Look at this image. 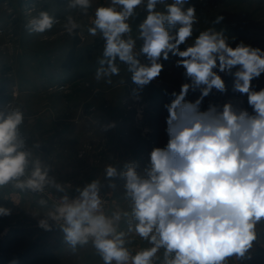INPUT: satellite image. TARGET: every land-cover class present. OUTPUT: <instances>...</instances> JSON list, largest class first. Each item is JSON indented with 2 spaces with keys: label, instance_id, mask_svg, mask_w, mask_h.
<instances>
[{
  "label": "clouds",
  "instance_id": "1",
  "mask_svg": "<svg viewBox=\"0 0 264 264\" xmlns=\"http://www.w3.org/2000/svg\"><path fill=\"white\" fill-rule=\"evenodd\" d=\"M161 4L163 10L157 7ZM91 6L92 0L70 4L84 14ZM141 6L147 14L134 39L130 21ZM223 19L219 15L213 24ZM55 23L41 11L27 27L43 33ZM198 23L189 0H109L95 9L88 31L104 41L95 72L98 82L111 84L123 64L137 86L133 95L139 98L144 86L160 75L161 60L170 55L177 57L175 66L184 69L188 81L165 106L167 144L152 149L142 171L136 162L124 163L123 170L107 164L103 177L76 187L78 195L72 198V185L58 183L49 174L50 166L26 148L23 111L0 109V190L11 185L20 192L62 193L47 216L59 224L73 251L91 242L103 264H153L160 249L163 264H228L232 258H251L258 225L264 223V89L252 88V81L264 73V50L243 42L232 47L225 33L214 27L194 35ZM64 28L73 35L79 25L69 16ZM137 39L142 41L138 51ZM221 73L234 77L232 90L247 95L251 113L231 102L202 110L213 90L227 92ZM190 91H199L194 102L186 99ZM112 127L114 123L106 130ZM117 178L124 181L131 211L116 208L109 214L101 195L103 181L115 188ZM10 214L11 209L0 206V217ZM48 219L39 221L44 230H51ZM122 220L127 221V232L119 230ZM133 232L151 247L133 255L126 246Z\"/></svg>",
  "mask_w": 264,
  "mask_h": 264
},
{
  "label": "rangeland",
  "instance_id": "2",
  "mask_svg": "<svg viewBox=\"0 0 264 264\" xmlns=\"http://www.w3.org/2000/svg\"><path fill=\"white\" fill-rule=\"evenodd\" d=\"M170 2L166 0V3ZM189 2L195 5L199 19L194 35L214 27L225 33L230 46L243 42L264 50V0ZM108 3L109 0H92V6L84 14L83 10L70 7L71 0H0V109L5 106L8 110L23 108L22 137L26 148L34 154H40L35 145H43L46 152L49 151L45 160L57 154L59 163L71 161L76 167L73 168L74 174L83 168L82 181L64 182L72 185L68 194L78 195L76 187H83L96 178H88L85 174L93 175L98 163L107 158V149H99L100 145L116 143L115 153L121 159L135 153L129 145L140 146L138 150L142 149V152H138V158L142 162L138 170L145 168L152 149L164 147L168 141L165 106L174 99L172 93H179L182 84L188 82L183 75L184 69L175 66L177 57L171 55L167 61L161 60L163 69L160 75L144 86L139 98L133 95L137 86L123 64L120 65V74L111 78V84L104 80L98 82L95 72L104 41L99 34L90 35L88 29L93 26L96 7ZM157 7L163 10L164 5ZM41 11L53 16L57 23L43 33L29 31V21ZM136 11L138 15L130 21L134 39L138 37V26L147 14L143 6ZM219 15L224 17L223 21L213 24ZM69 16L79 25L73 35L64 28ZM141 44L142 41L137 39V51ZM70 50H73L75 59L73 68L67 69L62 64ZM140 59L144 62L143 56ZM223 79L226 88L233 81L229 77ZM263 82L264 75L255 91ZM10 85L14 94L3 96L1 90H8ZM232 89L233 85L223 94L213 90L203 100L202 110L209 104L220 107L226 102L235 104L231 97L236 92ZM198 97L199 91H190L186 99L194 102ZM110 123L115 127L106 130ZM36 127L39 129L37 133L34 132ZM59 163H54L55 167ZM17 191L11 185L0 190V206L11 209L10 215L0 217V264H10L13 260L17 264H103L91 242L77 246L73 251L65 243L59 224L48 219L47 214L55 207L46 194L62 193L53 189L43 194L25 191V198L19 197ZM101 195L107 200L105 210L110 214L112 198L104 187ZM39 200L45 203L41 204ZM37 205L49 208L44 216L34 211ZM41 219H48L51 230L39 226ZM129 251L134 255V251Z\"/></svg>",
  "mask_w": 264,
  "mask_h": 264
},
{
  "label": "crops",
  "instance_id": "3",
  "mask_svg": "<svg viewBox=\"0 0 264 264\" xmlns=\"http://www.w3.org/2000/svg\"><path fill=\"white\" fill-rule=\"evenodd\" d=\"M236 70L237 69L234 68L233 72H235ZM220 75L222 76V78H225V77L226 78H228V77L233 78V81L229 82V84L227 86V89L230 90L231 86L234 83V77L232 75H226L223 73H221ZM263 75L264 74L262 73L259 78H256L252 81L253 90L258 88V86L261 84L262 79H263ZM60 83H65V82L61 81ZM11 91L13 92V89H12V86L10 85L8 90H5V88H3L1 90V93L3 94V96H6V94L11 96V93H12ZM52 92H54V91H52ZM12 94H14V93H12ZM13 96H16V95H13ZM231 98H232L233 102L235 103V104H233L235 107L246 109L251 113V110L249 109V105L247 103V95L246 94L242 95V94L236 92L235 94H233V96ZM243 102L245 103V105ZM246 104H247V107H246ZM21 109L23 110V108H21ZM38 130H39L38 127H36V130L34 132H36ZM113 132H114V129H113ZM118 145H120V148H121V143ZM100 146H99V149H101V150H102V148L107 149V151L105 152L107 155V158L106 159L104 158L101 162L98 163L96 169L94 170L95 173L93 175H89L88 173L85 174V175H88L87 176L88 178H90V176H95L96 178L98 176L103 177L104 166L107 164L117 165L118 170H123L124 163L136 162L139 165L142 162V160L138 158V152H139L138 149L140 146L129 145L130 149L135 151V153H133V156H130L129 158L127 157L124 159H121L116 155L115 151H116V148H118L116 143H114L113 145L112 144H108V145L103 144L102 145L103 147H100ZM146 148H147V146H146ZM38 149H40L39 150L40 154H34V155L39 157L46 165L50 166L51 170H50L49 174L51 176L55 177L58 183H64L65 181H68V180L72 181L73 183H75V182L79 183L80 181L83 180V177H84L83 168H81L82 171H81V169H79V170L77 169L78 173L74 174L73 168H76V167H73L71 161L64 160L63 163H59L60 160L58 159V157H56L57 154L56 155L53 154L52 157H50L51 159L45 160V157L49 156L48 155L49 151L46 152L47 149L43 145H39ZM112 150H113V152L111 153L110 151H112ZM141 152H142V149L140 150L139 153H141ZM143 153H144V151H143ZM54 156H55V158H54ZM99 156H101V154H99ZM53 162L56 164L59 163V166L55 167ZM148 162H149V158L147 157V163L145 164L146 166H147ZM142 170L143 169H141L140 171H142ZM114 182L116 183V187L115 188H109V187H107V181L106 180L103 181V183L105 185L104 188L107 189V191L109 192V194L112 198L111 199L112 204L110 207V213L113 210H115L116 208L130 212L131 211L130 201L125 198L124 192H123L124 181L117 178ZM17 192H18L19 197H21V196L24 197L27 193V192L19 193L20 191H17ZM34 197H37V196H34ZM25 198H27V196H25ZM31 199H33V198H31ZM26 207L27 206L24 207V210H26ZM48 210H49V208H47L45 205L44 206L43 205H37L36 208H34V211H37V213L42 214V216H44V214ZM127 229H128L127 221L122 220L120 223V226H119V230L127 232ZM126 239L128 241H130L129 243L126 244V246L128 247V249H131L132 251H134V254L139 250L151 247V245L146 240L141 239L134 232L128 234ZM249 254L251 256L250 259H243V260L236 261L235 258H232L228 261V264H264V223H261L260 225H258L257 240L253 242V247L250 250ZM163 261H164V249H160V251L156 255V258H154V260H153V264H163Z\"/></svg>",
  "mask_w": 264,
  "mask_h": 264
},
{
  "label": "built area",
  "instance_id": "4",
  "mask_svg": "<svg viewBox=\"0 0 264 264\" xmlns=\"http://www.w3.org/2000/svg\"><path fill=\"white\" fill-rule=\"evenodd\" d=\"M261 89H264V82H263V84H262V86L258 89V90H256V91H259V90H261ZM204 110H206V109H204ZM251 112H252V109H251ZM61 195H63V194H60V195H56V194H52V193H49V194H46V197H47V199L50 201V203H52V205L55 207V205L57 204V202H58V199H59V197L61 196ZM70 197H72V198H74L76 195H74V194H68ZM104 198V200H105V208H106V206H107V200L105 199V197H103ZM105 212H106V210H105Z\"/></svg>",
  "mask_w": 264,
  "mask_h": 264
},
{
  "label": "trees",
  "instance_id": "5",
  "mask_svg": "<svg viewBox=\"0 0 264 264\" xmlns=\"http://www.w3.org/2000/svg\"><path fill=\"white\" fill-rule=\"evenodd\" d=\"M74 53H73V50H70L68 53H67V56L65 58V61L64 63L62 64L63 66H65L67 69H71L73 68V62H74Z\"/></svg>",
  "mask_w": 264,
  "mask_h": 264
}]
</instances>
